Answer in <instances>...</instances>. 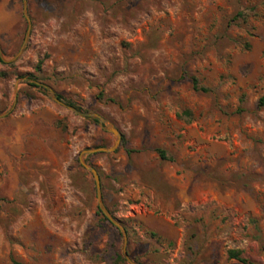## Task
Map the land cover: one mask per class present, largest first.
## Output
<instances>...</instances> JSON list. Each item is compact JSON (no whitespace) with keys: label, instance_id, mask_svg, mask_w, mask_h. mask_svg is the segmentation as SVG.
Returning <instances> with one entry per match:
<instances>
[{"label":"rangeland","instance_id":"374dc122","mask_svg":"<svg viewBox=\"0 0 264 264\" xmlns=\"http://www.w3.org/2000/svg\"><path fill=\"white\" fill-rule=\"evenodd\" d=\"M27 13L0 0V264H130L80 163L115 139L92 114L122 134L84 158L132 260L242 264L228 256L241 249L264 264V0H27Z\"/></svg>","mask_w":264,"mask_h":264},{"label":"water","instance_id":"95a60500","mask_svg":"<svg viewBox=\"0 0 264 264\" xmlns=\"http://www.w3.org/2000/svg\"><path fill=\"white\" fill-rule=\"evenodd\" d=\"M24 2V12H25V16L27 17V19L29 20V15L27 13V0H23ZM30 32V25H29V29H28V33ZM0 58L3 61H6V59L3 56V52L0 48ZM55 99L60 102L61 104L74 109L76 112H78L77 109H75L74 107L65 104L64 102L60 101V99H58L57 97H55ZM8 112L2 113L0 114V118L4 117L5 115H7ZM85 115V114H84ZM92 116H94L95 118H97L101 124L102 127H104L107 131L113 133L115 139H114V143L111 147H98V148H94V149H89V150H84L81 155H80V163L81 165L90 173H92V175L94 176L95 179V183H96V189H97V200H98V207L101 210L102 214L114 225L116 226L121 233L124 236L125 242H124V248H123V254L125 256V258L128 260V262L130 264H140L135 262L134 260H132V258L129 256L128 251H127V229L125 228V226H123L121 224V222L112 214V212L109 210V208L106 206L105 202H104V197H103V193H102V186H101V180H100V175L98 170L88 164L85 161L84 156L86 154L89 153H95V152H114L118 146L121 143V138H122V134L121 132L112 124L108 123L105 119H103V117H101L98 114H92Z\"/></svg>","mask_w":264,"mask_h":264},{"label":"trees","instance_id":"16d2710c","mask_svg":"<svg viewBox=\"0 0 264 264\" xmlns=\"http://www.w3.org/2000/svg\"><path fill=\"white\" fill-rule=\"evenodd\" d=\"M42 63H43L42 60H40V61L38 62L37 66H36V69H37V70H40V69H41V65H42ZM5 75H6L5 72L0 71V76H5ZM32 76H33V75H32ZM191 80H192V84H193V87H194L195 90H198V91H204V92H206V91L209 90L208 88H206V87L200 85V82H199L198 78H196V77H192ZM33 85L36 86V84H33ZM59 98L62 99L61 96H59ZM68 103L71 104V105H73V106H75L77 109L82 110L81 107L75 105L74 103H72V102H70V101H69ZM259 105H260V106H264V96L260 98V100H259ZM157 152L159 153V155H160L163 159L166 158L165 153H164V151H163L162 149H157ZM99 211H100V213L102 214V212H101L100 209H99ZM103 216H104V215H103ZM104 219L107 220V221H109L105 216H104ZM109 222H110V221H109ZM110 223H111V222H110ZM111 224H112V223H111ZM112 225H113V224H112ZM113 226H114V225H113ZM118 230H119V229H118ZM228 256H229L230 259H235V260L239 261V262L242 263V264H258V263H256V262H254L253 260L249 259L248 257L244 256V255H243V250H241V249H231V250H229V252H228ZM121 258L125 260V258H124L122 255H121ZM11 261H12V264H26V263H24V262H22V261L17 260V259L14 258V257L11 258Z\"/></svg>","mask_w":264,"mask_h":264}]
</instances>
